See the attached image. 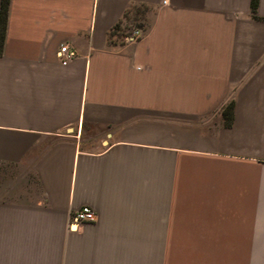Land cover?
Masks as SVG:
<instances>
[{"label":"crops","instance_id":"obj_1","mask_svg":"<svg viewBox=\"0 0 264 264\" xmlns=\"http://www.w3.org/2000/svg\"><path fill=\"white\" fill-rule=\"evenodd\" d=\"M251 2L10 0L0 264H264V0L258 18ZM120 23L143 39L112 37ZM86 206L96 222L70 230Z\"/></svg>","mask_w":264,"mask_h":264},{"label":"built area","instance_id":"obj_2","mask_svg":"<svg viewBox=\"0 0 264 264\" xmlns=\"http://www.w3.org/2000/svg\"><path fill=\"white\" fill-rule=\"evenodd\" d=\"M144 28L129 24L126 30L125 42L126 43H138L144 37ZM77 54L70 48L68 44H62L58 51V58L61 60L63 65H68L72 60L76 58ZM97 220V213L94 209L86 206L81 208L70 226V230H77L80 226L93 224ZM75 226V228H74Z\"/></svg>","mask_w":264,"mask_h":264},{"label":"trees","instance_id":"obj_3","mask_svg":"<svg viewBox=\"0 0 264 264\" xmlns=\"http://www.w3.org/2000/svg\"><path fill=\"white\" fill-rule=\"evenodd\" d=\"M10 0H2V9H1V16H0V44L3 41V31L5 30V26L7 23V14H8V6H9ZM259 3L260 0H252L251 2V9L254 17L258 18V9H259ZM143 14L140 10L135 11V13H127L126 16L133 18V20L139 19V17ZM126 30L122 27V24H118L114 30L112 31L111 36H118V37H125L126 35Z\"/></svg>","mask_w":264,"mask_h":264}]
</instances>
